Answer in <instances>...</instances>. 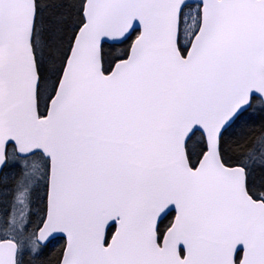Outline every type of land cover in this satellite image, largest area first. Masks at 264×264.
Segmentation results:
<instances>
[{"label": "snow or ice", "instance_id": "obj_1", "mask_svg": "<svg viewBox=\"0 0 264 264\" xmlns=\"http://www.w3.org/2000/svg\"><path fill=\"white\" fill-rule=\"evenodd\" d=\"M0 264H264V0H0Z\"/></svg>", "mask_w": 264, "mask_h": 264}]
</instances>
